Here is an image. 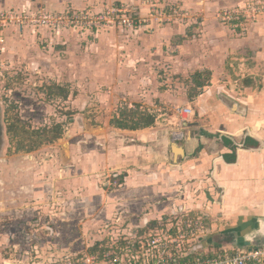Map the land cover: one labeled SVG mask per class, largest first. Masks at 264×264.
<instances>
[{
    "label": "crops",
    "instance_id": "0c3cea01",
    "mask_svg": "<svg viewBox=\"0 0 264 264\" xmlns=\"http://www.w3.org/2000/svg\"><path fill=\"white\" fill-rule=\"evenodd\" d=\"M113 1L0 0V9L11 5L19 9L42 7L59 11L89 7L97 10L103 3ZM148 1L156 0H118L124 8L127 6L135 12L139 9L140 16L145 12L142 5ZM183 1L198 5L194 8L203 20L199 19L197 25L152 23L149 32L111 28L93 34V42L86 43L85 48L98 53L99 61L98 69L85 75L88 95L94 90L92 94L98 93L100 99L113 102L120 95L119 90L126 92L134 100L128 107L136 106L155 119L149 127L129 130L110 123L118 116L117 111L108 119L93 118L95 128H91L102 130L104 139L110 132L119 136L112 144L101 147L98 143L103 153H91L89 148L82 151V171L76 175L74 170L67 173L66 177L73 179L68 183L65 178L66 192L73 200L81 191L83 200L88 199V208L99 209L95 212L99 219H113L118 216L117 208L126 207L131 213H127L131 218L129 223L140 234L188 217L204 222L207 244L213 250L237 248L232 245L233 240L236 246L264 247V0ZM251 5L257 7V13H251ZM220 7L230 9L229 14L236 7L240 22L220 23L217 18ZM33 34L38 33L29 35ZM17 39L24 41V46L31 43V37ZM68 39L61 43L65 44ZM27 55L28 48L23 52V56L27 58ZM119 56L125 60L123 67L107 65L116 64ZM197 72L210 73L202 88L192 82ZM170 76L175 80L168 88V82L162 79ZM112 80H129L131 85L116 84ZM102 84L109 88L106 94L101 92ZM194 93L197 95L191 97ZM88 95L84 99L86 107H90ZM180 107L192 108L194 115L180 126H171L179 118L176 108ZM171 111V115L164 117ZM178 132L182 133L181 139L173 140L172 134ZM173 146L180 151L175 152ZM26 155L29 160L25 163L22 159V165L34 164V175L26 180L20 176V170H15L19 185L15 202L30 207L37 203L36 199H45V189L39 185L42 176L38 173L42 171L34 155ZM9 166L2 169L3 176L8 177L14 170ZM17 166L21 167L20 161ZM52 168L49 164L43 171L47 173L44 177L47 181L55 180L58 175ZM114 176H122L120 184ZM23 180L30 184L21 186L19 183ZM104 181L111 187L98 188L97 183ZM5 186L10 184H2L3 195L5 191L11 195L13 192ZM56 190H49L50 200ZM53 200L56 201L55 193ZM224 234L232 238L230 243L222 240Z\"/></svg>",
    "mask_w": 264,
    "mask_h": 264
},
{
    "label": "rangeland",
    "instance_id": "374dc122",
    "mask_svg": "<svg viewBox=\"0 0 264 264\" xmlns=\"http://www.w3.org/2000/svg\"><path fill=\"white\" fill-rule=\"evenodd\" d=\"M192 2L188 4L183 0L148 1L146 5L141 4L142 9L145 10L142 16L139 15V9H136L138 12H135L134 9L132 10L127 6L125 8L130 9L129 12L126 10L128 12L126 15L139 22L137 28L133 31L144 29L145 32H149L152 23L153 25H197L195 23L199 19L203 20V18L199 15L200 12L194 8V6L198 7L196 2ZM116 5L120 7L118 0L109 4L103 3L102 8L97 10L89 7L77 8V10L89 9L93 10L92 12H99ZM15 7L6 5L0 10H14ZM224 7H220L217 11V18L220 23L231 25L234 22H240L241 16L237 14L239 12L236 13V7L232 13L235 18L236 16L238 18L232 21L224 15V13H229L230 9ZM125 8L122 6L123 10ZM15 9L19 10V8ZM33 9H36V7L29 10ZM63 10L66 11L64 8L58 12ZM22 21H26V23L21 24L18 20H15L14 23L6 27L0 24V39L4 40L0 43V64L2 65L0 66V264H54V262L66 261L80 255H90L89 249L96 242L101 243V241H104L105 243L109 239L112 244L117 243V239L121 240L122 238L131 242L140 233H137L132 224L129 223L131 218L127 216L131 213L126 207L116 209L118 212L116 215L118 216L113 219L119 218L118 222L113 219H99L95 214L99 209H89V205H86L88 199L83 200L81 191H78V194H75L74 199L71 200L65 188V178L68 183L72 182L69 180L73 179L72 177H66L69 171L74 170L75 175L81 173L82 153L87 148L90 149L91 153L93 151L103 153L104 149H100V146L112 144L115 142L114 138L119 136L115 132H110L104 139L102 130L92 129L95 128L93 118L108 119L109 116L115 115L118 105L123 107L134 103L132 97L120 90L117 93L120 95L112 102L100 99L98 93L92 94L94 90L88 95L87 88H85L87 83L85 75L88 71L92 73V69H98L99 65V61H97L98 53L85 47L88 43L93 42V34L97 35L105 29L92 31L77 27L73 31L65 30L53 34L50 29L41 28L36 29L35 32L38 34L29 35L31 34L30 29H28L30 28L29 20L22 19ZM62 27L63 25H60L59 29L63 30ZM39 32H41V35ZM23 33H26V35L22 36ZM17 38L20 40L28 38L31 43H25L24 46V41H19ZM66 38L69 39L65 44H62L61 42L66 41ZM26 48H28L27 58L23 56ZM119 57L121 60L119 61V58L116 64L107 63V65L123 67V61L125 60L122 56ZM22 58H26V60ZM126 71H129V69ZM120 73L122 77V69ZM171 77L173 76H170L169 79L164 77L162 79L168 82V88L169 85H174L173 81L175 79L173 78L175 77ZM111 82L116 81L112 80ZM118 82L131 85L129 80H118L116 84ZM180 83L181 81H178V84ZM56 85L67 91V98H63L58 94L59 90ZM105 87V84L100 87V89H103L101 91L103 94H106L109 90L108 87H106L107 89ZM179 87L182 88L180 85ZM85 94L86 97H84ZM87 95L90 96V107H86V100H84ZM141 99H144V97ZM8 106H13L9 112L11 115H18L32 129L51 126L57 122L64 123V134L59 141L41 146L35 152L33 151L34 153H30V155H34L42 172L50 164L54 167L52 170H56L58 173L55 180L52 179L51 181L44 178L47 173L43 172V175L42 172L38 173L42 176L39 185L45 189V199L42 195L43 199L41 201L36 199L37 203L30 205V207L15 202L19 197V185L15 180L18 177V172L15 170H20V176L25 177L27 180L34 175V164L30 166L28 164L22 165V159L25 163L29 160L25 153L15 155L18 153L8 152V149L14 146V141L10 140L6 133L5 111ZM176 110L179 112L178 108ZM172 113V111L168 112L164 117ZM86 121L91 124L90 127ZM168 133L171 134V131H168ZM98 143H101V145L99 146ZM71 146L72 150L70 151ZM106 146L110 148L112 145ZM19 161L21 163L20 168L17 166ZM7 164H10V169H14L10 171L8 177L2 174V169H5V167L7 169ZM15 181L17 183H13ZM5 183L10 184V186L5 187L13 192L11 195H8L6 191L3 195L2 184ZM19 184L24 186L30 183L23 180ZM110 185L107 181L97 183L98 188L100 186L111 187ZM51 188L52 191H54V188L57 189L53 192L56 195V201L53 200V194H51L52 199H49ZM7 198L9 201H7ZM88 220L91 223L87 222ZM203 226H205L204 222ZM206 234L204 233L199 238L197 246L203 250H211L212 248L207 244ZM225 238L228 239L229 237Z\"/></svg>",
    "mask_w": 264,
    "mask_h": 264
},
{
    "label": "built area",
    "instance_id": "2783aa9c",
    "mask_svg": "<svg viewBox=\"0 0 264 264\" xmlns=\"http://www.w3.org/2000/svg\"><path fill=\"white\" fill-rule=\"evenodd\" d=\"M122 6L108 7L99 12L72 8L61 12L45 8L0 10V24L6 27L15 20L24 24L26 23L22 21L24 19L29 20L27 23L30 25L28 29L31 33L36 29L44 28L53 31V34L65 30L73 31L77 27L92 31L137 28L139 22L128 17ZM249 10L251 13H257L256 6L251 5ZM224 15L228 20L235 19L233 13H224ZM60 25H63V30L59 29ZM2 42L4 40L1 38L0 43ZM178 109L179 118L172 121L171 126H180L182 122L189 121L194 115L190 107ZM181 137V132L172 134L173 140L181 139ZM204 227L201 219L179 218L169 225L163 224L162 227H154L142 234H137L131 242L122 238L117 239V243L111 244L107 239L105 243L101 241L103 243L98 246V251L89 252L88 256L80 255L66 261L54 262V264H264V247L262 246L249 249L218 248L206 251L199 248L197 244H199V238L204 235Z\"/></svg>",
    "mask_w": 264,
    "mask_h": 264
},
{
    "label": "trees",
    "instance_id": "16d2710c",
    "mask_svg": "<svg viewBox=\"0 0 264 264\" xmlns=\"http://www.w3.org/2000/svg\"><path fill=\"white\" fill-rule=\"evenodd\" d=\"M210 78V73L197 72L192 77V82L196 87L202 88L206 85ZM56 88L59 90V95L63 98L68 97V93L63 87L56 85ZM62 88V89H61ZM197 95V93L191 94V97ZM13 106H8L5 111L6 117V133L9 136L10 140L14 141L13 148H9L8 152L11 153H25L30 154L41 146L48 145L60 138L64 134V123L57 122L53 123L51 126H44L37 129H32L30 126L25 123L18 115H11L10 108ZM118 116H114L110 123L120 129H129L137 130L143 129L151 126L154 123V115L147 112L141 111L138 107H128L127 105L119 107L117 109ZM70 114V113H68ZM117 184L121 183L122 176H114ZM152 226V225H151ZM225 234L223 235V237ZM222 237V240L230 242L231 239H225ZM103 242H96L93 247L89 249V252L98 251V246Z\"/></svg>",
    "mask_w": 264,
    "mask_h": 264
},
{
    "label": "water",
    "instance_id": "95a60500",
    "mask_svg": "<svg viewBox=\"0 0 264 264\" xmlns=\"http://www.w3.org/2000/svg\"><path fill=\"white\" fill-rule=\"evenodd\" d=\"M173 149H174V151L175 152H178V151H180V149L179 148H177L176 146H173ZM234 241V240H233ZM233 241H232V245L233 246H235V247H237V248H240V249H242V248H247L245 245L244 246H236L235 244H233ZM228 243H230V242H228ZM249 249V248H248Z\"/></svg>",
    "mask_w": 264,
    "mask_h": 264
}]
</instances>
